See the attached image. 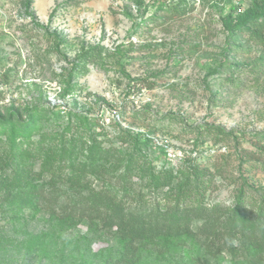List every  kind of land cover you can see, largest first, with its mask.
I'll list each match as a JSON object with an SVG mask.
<instances>
[{
    "label": "rangeland",
    "instance_id": "obj_1",
    "mask_svg": "<svg viewBox=\"0 0 264 264\" xmlns=\"http://www.w3.org/2000/svg\"><path fill=\"white\" fill-rule=\"evenodd\" d=\"M252 1L0 0V114L12 122L16 110L15 126L30 124L16 144L34 150L25 165L35 183L61 143L76 165L87 162L89 144L80 151L85 140H68L95 134L109 150L99 162L104 187L121 190L117 179L132 150L173 174L193 161L206 174L196 203L207 210L193 206L174 230L134 236L133 251L122 259L113 227L100 234L78 226L51 245L54 209L34 210L22 192L35 185L29 180L19 190L25 196L9 199L14 221L0 208V264H264V52L247 31L228 38L222 25ZM69 111L83 117L69 125ZM121 132L132 144L118 139ZM9 134L0 126V178L20 162L8 159ZM134 174L135 168L137 183ZM245 181L261 191L244 187L247 198L237 210Z\"/></svg>",
    "mask_w": 264,
    "mask_h": 264
},
{
    "label": "trees",
    "instance_id": "obj_2",
    "mask_svg": "<svg viewBox=\"0 0 264 264\" xmlns=\"http://www.w3.org/2000/svg\"><path fill=\"white\" fill-rule=\"evenodd\" d=\"M262 3L264 4L263 0H253L251 6L237 15L233 21L226 19L222 22V25L228 34V38L232 37L234 33L247 31L254 45L260 47L264 52V6H262ZM29 8L30 2L26 1V10H29ZM28 14L34 19L32 14L29 12ZM35 26L43 28L42 25L36 22ZM109 110L111 111L112 108L109 107ZM81 116L69 111L67 113L69 125ZM9 118L12 119V122L3 119L0 114V126L10 130L8 138L13 145L8 159L11 161L19 158L20 162H16L13 170H10L9 175L11 176L0 178V208L7 209L10 212V220L14 221L15 215L10 209L11 203L9 202L21 196L26 195L27 198L34 200L33 207L35 211L42 210V208L48 210L47 207L52 205L54 210H50L48 215L50 218L49 226L56 231L50 235L49 243L51 245L55 242L54 238H60L61 233L68 234L69 231L75 230L78 226H84L89 232L93 230L100 234L103 233V230H111L113 227L116 229L114 235L121 245L119 255L123 259L133 251L134 236L146 237L148 233L162 231L161 229L165 226L166 228L170 227V231L172 228L174 230L182 220V214L186 212L185 209H192L193 206L197 211L204 213L207 211L196 203L197 198L203 196L206 174L193 161H189L190 163L184 169L178 171L177 174H173L172 171L156 170L152 163L140 160L139 157L135 158L132 150L127 155L125 174L117 179L122 186L121 190L104 187L102 184L105 174H102L101 169L103 166L99 162L109 154V150L104 151L99 146L93 138L96 137L95 134H92V137L75 134V137H79L78 139L73 137L68 140L69 144L80 143L79 139L85 140L86 142L80 143V151L87 143L89 144L86 150L87 162L76 165L73 159H70V153H66L67 151L61 143L60 147L62 149L58 150V155L55 154V158L52 157L51 161H44L41 164V171L36 173V179L39 180V185H37L36 180L32 179L35 173L25 165L26 156L31 157L34 150L27 146L23 150L16 144L21 139L20 137L27 136L26 133L31 128L30 124L22 123V125L15 126L14 123L20 120V114L16 110L11 111ZM91 119L93 118L91 117ZM95 123H97V120H95ZM215 129L217 135H229L221 128L215 127ZM67 130H70L69 127H67ZM118 136V139L123 140L122 142L127 143V145L133 142V137L126 135V133L121 132ZM15 148L16 151H14ZM75 153L73 152L72 157H75ZM22 156H24V160H22ZM137 163L139 164L135 167L134 164ZM134 168V177L137 178V183L132 181ZM130 172H132V175L129 174ZM86 174H92L94 178L96 177L95 181L86 179ZM29 180L34 182L35 185L28 183ZM44 180L46 183H43ZM25 185L28 190L22 191L26 193L24 195L19 190L24 189ZM242 186L237 191L234 199L237 210L244 206L243 204L247 198L244 187L257 192L256 188L247 184L246 181ZM145 190L147 192L158 190L162 195L157 198H149L144 193ZM13 193L14 196L12 197ZM149 205L154 206L150 207ZM146 208H151V212L147 215H136L138 211H143ZM260 208L261 206H259V210ZM260 212L263 214L264 209ZM160 213L163 216H169L168 220L163 219V217L157 218ZM176 218H179L177 222H173L172 220ZM215 229L212 230L211 235H213ZM40 237H43V235H40ZM34 242L32 240L30 243ZM55 243L57 244V242ZM83 248L86 250L88 247L83 246ZM119 261L121 262V260ZM115 264H117V261Z\"/></svg>",
    "mask_w": 264,
    "mask_h": 264
}]
</instances>
